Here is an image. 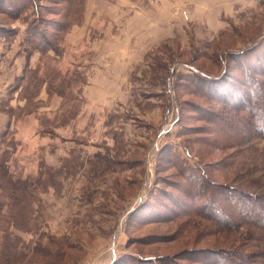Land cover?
Returning a JSON list of instances; mask_svg holds the SVG:
<instances>
[{
	"label": "rangeland",
	"instance_id": "obj_1",
	"mask_svg": "<svg viewBox=\"0 0 264 264\" xmlns=\"http://www.w3.org/2000/svg\"><path fill=\"white\" fill-rule=\"evenodd\" d=\"M116 1L0 0V264H113L116 260L114 264H135L133 259L196 264V257L208 251L230 259L239 245L236 236L212 233L214 227L206 221L180 216L182 207L194 204L183 189L190 186L186 180H194L198 168H205L209 180L223 187L239 184L238 171L229 164L239 156L238 149L235 144L215 146L209 134L212 114L224 116L221 103L188 92L180 77L198 69L218 73L226 66L231 68L226 69V78L243 79L247 57L228 52L262 41L261 31L240 22L235 34L202 41L189 23L184 24L177 36L156 43L143 58V63L147 59L146 64L162 72L156 79L170 82L172 95L166 101L154 104L152 113L120 101L110 105L108 114L102 112L103 102L96 123H86L88 133L96 129L89 133L92 136L76 132L82 128L76 123L71 133V126L63 133L68 137L54 138L56 129L78 121L79 108L86 103L84 74L87 97H94L90 85L95 77L91 68L95 41L90 39L91 51L83 60L74 45L87 34L86 28L93 30L96 22H105L97 21L98 13L110 19ZM95 2L102 8L90 6ZM253 49L251 56L259 51ZM255 61L248 59L247 66ZM176 82L179 89L174 88ZM104 87L100 98L105 92H113L112 98L122 96L110 82ZM34 119L39 121L35 144H49L50 149L30 152L21 141ZM232 122L231 126H238ZM20 131L24 132L19 136ZM115 131L124 140L116 149L107 146L113 143ZM96 146L103 153L95 154ZM168 148L173 158L164 152ZM143 202L163 213L158 217L134 213ZM38 245L49 248L47 257L34 252Z\"/></svg>",
	"mask_w": 264,
	"mask_h": 264
},
{
	"label": "crops",
	"instance_id": "obj_2",
	"mask_svg": "<svg viewBox=\"0 0 264 264\" xmlns=\"http://www.w3.org/2000/svg\"><path fill=\"white\" fill-rule=\"evenodd\" d=\"M95 8H102V5L98 3ZM110 8V19H104L100 16L101 13H98L97 21L102 18L105 22L100 24L96 22L93 30L86 28L87 34L80 36L75 45L71 43L78 47V58L83 60L88 56V51H91L88 45L90 39L93 38L95 41L94 52H91L94 53L95 59L92 61L91 68L96 74L94 73L95 77L90 85L95 92H92L94 97H87L85 88L88 80L84 74L85 83L82 84V90L84 89L86 103L79 108L78 121L74 119L68 126L56 129L57 133L54 138L68 137L63 133L69 131L70 126L69 133H71L76 123L82 126L76 129V132L80 135L92 136L89 133H96V129L90 128L88 133L85 129L86 123H96L99 114L98 107L103 102L106 105L102 106V112L107 111L108 114L112 111L110 105L118 102L119 105L120 101L126 102L122 105H137L139 110H148L150 113L153 108L156 109L154 104L159 105L161 101H166L167 97L172 95L170 82L167 80L161 82L162 78L159 77L156 79V74L162 72L160 70L156 72L157 68L146 64L147 59L143 63V58L156 43L160 44L168 37L177 36L184 24L189 23L196 38L200 37L202 41H214L216 38L221 39V35L235 34L240 22L261 31L258 37L264 36V28L259 27H264V0H118L111 4ZM90 33L94 36L91 37ZM85 63L83 62L84 65ZM152 69L155 71L152 72ZM120 74L123 79H120ZM108 76H110V81H107ZM152 81L154 84L151 83ZM109 82L111 88H120L122 96L113 94L116 97L112 98L110 93L113 92H105L103 98H100V90L105 88L104 84ZM118 82H120V87H118ZM149 106L150 110L145 109ZM33 122L32 128L25 131V136L24 131L19 132V136L23 133L21 141L27 144L30 152H36L49 146V144L47 146L35 144L38 140V131L35 132L34 128L38 130L39 121L34 119ZM174 124L173 122L172 125ZM60 130L62 133H58ZM161 132L168 134V130ZM113 135L114 144L110 146L107 144V146L115 147V149L116 146L121 147L124 143L121 134L115 131ZM96 148L99 150L95 154L103 153L101 147L96 146Z\"/></svg>",
	"mask_w": 264,
	"mask_h": 264
},
{
	"label": "trees",
	"instance_id": "obj_3",
	"mask_svg": "<svg viewBox=\"0 0 264 264\" xmlns=\"http://www.w3.org/2000/svg\"><path fill=\"white\" fill-rule=\"evenodd\" d=\"M255 47L259 51L251 56ZM230 53L238 57L246 56V61L250 58L256 60L255 65L249 62L247 66L246 61L243 62L244 68L238 65V68H243L241 80L233 79V76L226 78V66L219 69L218 73L198 69L199 71L195 70L191 76L183 74L184 76L180 77L188 92L202 95L212 104L221 103L219 111L224 113V116L212 114L210 124L213 128H210L209 134L213 137L215 146L222 148L235 144L239 151V156H234L229 162L238 171L237 187H223L210 181V173L202 167L198 168L194 180H186L190 186L183 189V194L194 204L190 208L182 207L180 216L206 221L214 227L212 233L233 235L239 242L231 251L232 258L225 260L223 255L208 251L196 257V264H217L218 261H221V264H264V39L246 48L228 52ZM170 70L171 73L174 71L172 67ZM178 85L176 82L174 88L179 89ZM175 101L179 103L178 96ZM229 109L233 112L228 113ZM178 113L177 121L181 117L179 108ZM231 121H236L238 126H231ZM164 152L168 153V159L170 156L174 157L171 148L164 149ZM173 163L181 167L179 162ZM198 200L201 203L197 205L195 203ZM150 207V204L143 202L134 213L150 212L154 217L163 213ZM131 217L129 216V219ZM34 252L41 256L46 254L47 257L49 248L38 245ZM258 256L260 258H257ZM150 260L133 259L135 264H153Z\"/></svg>",
	"mask_w": 264,
	"mask_h": 264
}]
</instances>
